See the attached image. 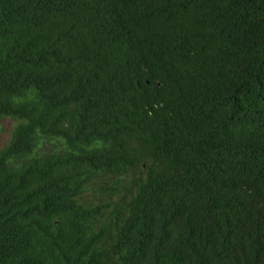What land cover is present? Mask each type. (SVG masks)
<instances>
[{"label": "trees", "instance_id": "16d2710c", "mask_svg": "<svg viewBox=\"0 0 264 264\" xmlns=\"http://www.w3.org/2000/svg\"><path fill=\"white\" fill-rule=\"evenodd\" d=\"M5 117L0 264H264V0H0Z\"/></svg>", "mask_w": 264, "mask_h": 264}, {"label": "rangeland", "instance_id": "374dc122", "mask_svg": "<svg viewBox=\"0 0 264 264\" xmlns=\"http://www.w3.org/2000/svg\"><path fill=\"white\" fill-rule=\"evenodd\" d=\"M13 125H14L13 120L8 117L2 118L0 120V148H2L7 143L8 138L10 137ZM84 197L88 200H93L90 191H87Z\"/></svg>", "mask_w": 264, "mask_h": 264}]
</instances>
